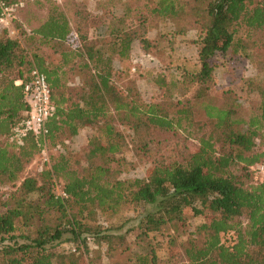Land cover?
<instances>
[{
	"label": "trees",
	"instance_id": "obj_1",
	"mask_svg": "<svg viewBox=\"0 0 264 264\" xmlns=\"http://www.w3.org/2000/svg\"><path fill=\"white\" fill-rule=\"evenodd\" d=\"M6 2L15 10L21 4ZM116 3L123 2L106 1L104 16ZM143 5L173 24L187 14L175 0ZM189 11L202 34L199 69L190 76L193 95L178 100L148 102L130 81L114 82L111 58L88 37L89 28L82 32L88 12L75 10L71 19L66 7L53 3L44 18H34L35 25L22 20L20 39L0 30V180L15 187L0 209V264H96L90 244L96 249L106 244L105 253L115 256L124 235L101 227L92 215L110 216L129 205L152 207L141 214L138 235H170L188 215L202 218L188 232L181 264H264V181L259 176L258 183H248L250 168L264 156V80L249 87L259 97L252 107L232 90L219 95L210 90L216 53L248 47L264 53V0H195ZM106 32L111 37L103 42L114 46L117 57L128 56L135 30L108 25ZM34 67L46 77L52 110L45 134L20 135L15 129L28 111L23 83ZM77 70L82 82L67 96L59 91L62 78ZM114 120L136 132L182 128L198 146L187 148L179 161L154 163L143 178L120 179L115 174L127 161L118 155L124 138ZM95 125L100 136L90 138L81 170L79 156L65 140ZM47 143L61 149L58 156L37 180H20L28 161ZM58 180L65 196L54 191ZM227 234L228 242L222 240ZM168 242L174 244L173 235ZM67 244L72 247L57 250ZM154 256L115 261L154 264Z\"/></svg>",
	"mask_w": 264,
	"mask_h": 264
},
{
	"label": "rangeland",
	"instance_id": "obj_2",
	"mask_svg": "<svg viewBox=\"0 0 264 264\" xmlns=\"http://www.w3.org/2000/svg\"><path fill=\"white\" fill-rule=\"evenodd\" d=\"M106 1L21 0V4L15 10L13 25L18 33L25 32L22 20L29 19L32 25H35L34 18L39 16L44 18L47 9L53 3L66 7L71 19H74L75 10L83 11L82 14L88 12L90 18L84 20L82 32L86 33V29L89 28L88 37L96 40L97 47L105 56L111 58L114 82L122 85L130 81L136 86L141 97L148 102L168 100L170 97L171 100H178L192 96L196 84L192 82L190 76L199 69L198 50L202 35L190 16L189 10L195 5V0H175L178 6L187 11V14L180 17L175 24H173L174 21L157 13H150L149 9L143 5L144 2L151 3L157 0H120L123 3H116L109 8L111 14L108 17L102 13L104 8L101 9L103 5L106 7ZM130 1H135L133 7L129 6ZM142 19H144L143 22ZM108 25H123L130 30H135L136 39L132 42L128 56L117 57L113 51L114 46L103 42L105 37L106 39L111 37L106 32ZM117 49L118 45H115V50ZM211 62L214 66L210 83V90L213 94L219 95L222 91L232 90L238 95L243 105L250 107L259 101L258 95L255 91L249 90V87L252 88V84L257 86L264 80V53L249 47L236 52L228 49L226 52L216 53ZM82 78V73L78 70L68 73L64 79L62 78L59 91L67 96H73ZM113 124L124 138L118 155L127 161L124 166H121L120 173L115 174L120 179L143 178L154 163L179 161L187 148L194 150L198 146L195 140L187 137L186 131L182 128L176 132L153 130L149 133L146 130L136 132L129 124L118 120H114ZM96 135L100 136L96 125L84 126L75 136L65 140L68 149L72 153H77L80 158L77 168L82 170L85 167V156L90 146L89 140ZM101 139L104 141L103 138ZM60 151V148L47 143L44 150L28 161L20 180L24 177L37 180L38 173L48 168ZM260 160L261 158L258 162ZM256 164L250 168L252 177L248 179V183L255 184L260 181ZM18 184L19 182L16 186ZM14 188L10 183L0 180V209L3 208V202ZM54 191L58 194L62 192L61 180L57 181ZM146 210H152V207L129 205L120 207L115 214L110 216L93 214L92 218L101 227H113L110 231L123 234L124 242L121 244L117 242L118 250L115 256L105 253L106 244H102L97 249L95 245L90 244L91 259L96 264H116V259L122 263L127 258H130L132 262L137 261L139 254H147L149 260L153 253L155 255L154 264L184 262V242L188 232L193 231L194 226L201 222L202 218L188 215L186 220L178 224L176 233L170 231L175 241L171 245L168 242L170 235L157 232H151L147 236L138 235L141 214ZM119 225H121L119 228H115ZM229 239L230 234L222 237V240L226 242ZM71 247V244H67L57 250H68Z\"/></svg>",
	"mask_w": 264,
	"mask_h": 264
},
{
	"label": "built area",
	"instance_id": "obj_3",
	"mask_svg": "<svg viewBox=\"0 0 264 264\" xmlns=\"http://www.w3.org/2000/svg\"><path fill=\"white\" fill-rule=\"evenodd\" d=\"M15 18V7L9 5L6 0H0V29H6L10 37L17 36V30L13 25ZM22 84V80H17ZM24 99L28 105L26 118L15 130L20 135L31 131L34 134H45L47 132L45 123L49 117L52 105L50 99V88L46 77L37 68L29 72V79L23 83ZM256 170L264 181V156L256 164ZM65 196V193H60Z\"/></svg>",
	"mask_w": 264,
	"mask_h": 264
},
{
	"label": "crops",
	"instance_id": "obj_4",
	"mask_svg": "<svg viewBox=\"0 0 264 264\" xmlns=\"http://www.w3.org/2000/svg\"><path fill=\"white\" fill-rule=\"evenodd\" d=\"M15 38H19L20 39V34L17 32V36Z\"/></svg>",
	"mask_w": 264,
	"mask_h": 264
}]
</instances>
